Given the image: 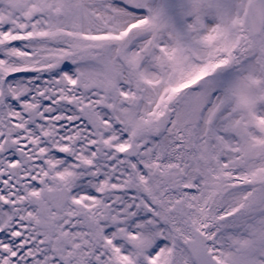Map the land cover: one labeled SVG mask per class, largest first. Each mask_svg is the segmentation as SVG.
Instances as JSON below:
<instances>
[{
  "label": "snow or ice",
  "instance_id": "obj_1",
  "mask_svg": "<svg viewBox=\"0 0 264 264\" xmlns=\"http://www.w3.org/2000/svg\"><path fill=\"white\" fill-rule=\"evenodd\" d=\"M0 264H264V0H0Z\"/></svg>",
  "mask_w": 264,
  "mask_h": 264
}]
</instances>
